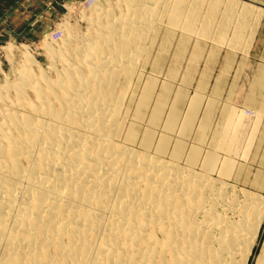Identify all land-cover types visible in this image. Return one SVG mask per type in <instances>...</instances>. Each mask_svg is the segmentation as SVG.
I'll return each instance as SVG.
<instances>
[{
    "label": "bare ground",
    "instance_id": "1",
    "mask_svg": "<svg viewBox=\"0 0 264 264\" xmlns=\"http://www.w3.org/2000/svg\"><path fill=\"white\" fill-rule=\"evenodd\" d=\"M203 1L96 2L88 32L51 52L63 63L54 79L21 70L12 86L32 105L0 113V264L251 263L264 195L230 177L244 114L206 95L208 72L183 96L213 30Z\"/></svg>",
    "mask_w": 264,
    "mask_h": 264
},
{
    "label": "rangeland",
    "instance_id": "2",
    "mask_svg": "<svg viewBox=\"0 0 264 264\" xmlns=\"http://www.w3.org/2000/svg\"><path fill=\"white\" fill-rule=\"evenodd\" d=\"M210 1L205 0L201 4L200 19L204 20L208 15H213L210 18L213 30L210 38L205 40V51L198 55V71L192 87L184 90L183 96L190 97L199 87L202 72H208L206 95L209 96L215 89L223 103L229 102L243 112L241 124L246 132L241 135L235 152L228 151L234 159V171L230 177H242L238 182L240 188L245 187L264 195V0H228L237 3L240 8L249 7L251 11L242 12L244 15L236 10L231 11L230 8L225 10L222 6L212 5ZM96 2L106 9L109 6L114 8L116 0H0V113L8 112V108L16 115L22 113L23 107L29 110L33 102L32 93L26 92L25 95L18 96L17 89L12 86L19 83L21 70L30 69L34 81L43 74L54 79L63 69V63L53 57L51 52L65 48L63 39L69 31L79 36L88 32V19ZM225 15L229 16L230 21L228 20L226 30L221 31ZM201 40L197 44L203 43ZM157 48H154V56L160 52ZM211 49H215L216 53H210ZM172 52L173 47L164 53L165 56L168 54L166 60L175 56ZM226 55H230L229 61ZM27 56L36 61L35 66L25 64ZM187 62L188 58L185 57L184 64ZM149 72L150 66L145 69L144 78ZM183 78L180 76L177 84L182 83ZM26 94L28 98L25 97ZM256 94L263 99L257 98ZM255 95L256 101L251 104ZM14 104L21 109L11 106ZM16 109L20 111L15 112ZM258 112H262L261 115ZM218 124L219 122H215V126ZM225 125L226 120L222 127ZM263 241L264 223L250 264H255Z\"/></svg>",
    "mask_w": 264,
    "mask_h": 264
}]
</instances>
